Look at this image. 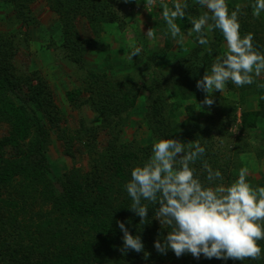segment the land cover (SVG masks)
Instances as JSON below:
<instances>
[{
    "label": "trees",
    "instance_id": "trees-1",
    "mask_svg": "<svg viewBox=\"0 0 264 264\" xmlns=\"http://www.w3.org/2000/svg\"><path fill=\"white\" fill-rule=\"evenodd\" d=\"M30 1L0 0L12 4L16 17L24 22L30 13L27 5ZM185 2L188 5L185 16L175 21L181 30L188 27L187 23H192L193 18L189 16L194 13L192 11L187 16L193 6ZM48 3L62 21L65 49H76L77 42L83 43L76 28L79 17L87 21L95 36H99L106 24H120L113 0H48ZM249 32L251 30L244 28L241 35ZM213 33L215 41L209 44L213 55L196 43V48L171 65L167 75L153 70L152 78L131 90L126 91L116 83L118 91L114 92L112 82L100 86L96 74H90L89 89L94 92L87 102L101 121L95 129L105 131L111 139L97 162L101 166H96L94 172L84 174L72 168L58 175L52 173L43 153L46 150V127L55 128L60 132L58 138L65 139L59 127V108L45 85L41 82L34 85L30 78L17 72L12 64L16 54L15 40L0 33V124L8 127L6 135L0 137V264H264V251L261 259L243 261L207 259L203 255L195 259L191 254L178 258L170 249L167 254H159L154 241L158 236H166L170 228L153 218L154 205L148 201H143L149 206L148 220L143 225L140 218L128 209L132 200L125 185L130 180L131 170L151 156L152 145L160 138L180 139L186 143V149L193 148L195 141H199L206 150L193 165L199 179L207 184L205 162L223 176V181H215L210 186L228 185L237 179L238 165L242 167L241 154L253 153L258 160L264 157V136L258 146L247 141V133L256 129L259 119L264 125V88L258 86L264 84V76L254 77L253 84L242 87L229 81L225 87L227 96L223 98L218 96L219 91L214 92L215 103L210 109L207 106L202 108L206 111L204 116H190L195 105L182 103L177 108L165 100L168 88L171 95L180 93L183 96L190 86L196 87V81L202 78L204 71L210 74L215 56L224 54L220 49L223 34L219 30ZM255 39L254 35V46ZM168 43L166 49L170 48ZM149 60L153 64L157 62L153 57ZM111 78L118 80L119 77L110 76L108 79ZM23 91L22 96L17 94ZM142 94L147 97L141 123L154 142L133 148L131 142H121V129L127 123H135L129 113ZM230 95L235 98L231 99ZM190 96L200 102L199 94L192 92ZM64 97L69 104L86 102L81 100L79 90L67 91ZM247 98L257 99L258 109L241 110L239 131L247 137L233 138L228 128L237 120L236 106L245 105ZM175 108L185 120L176 119ZM32 136L30 146L21 150V145ZM228 139L227 144L223 143ZM228 144L234 146L230 151ZM8 149H15L17 155L4 158L3 152ZM233 171L237 172L236 175ZM258 186L264 187V176ZM10 192L18 194L19 199L4 197ZM29 204L35 205L30 207ZM19 214L24 217L22 222ZM117 221L125 222L131 234L141 236L143 252L129 250L121 255L118 249L123 244V233ZM258 243L264 250V240ZM145 253L150 254L147 259Z\"/></svg>",
    "mask_w": 264,
    "mask_h": 264
},
{
    "label": "rangeland",
    "instance_id": "rangeland-1",
    "mask_svg": "<svg viewBox=\"0 0 264 264\" xmlns=\"http://www.w3.org/2000/svg\"><path fill=\"white\" fill-rule=\"evenodd\" d=\"M185 1L190 3V7L193 6L187 14L188 16L194 11L192 16H189L191 18H198L206 10L196 3V0H155V4L151 6L147 4V0H128V2L113 0L120 20L119 26L106 24L105 28L98 33L99 36H95L90 31L87 21L79 17L76 28L83 43L77 42L78 47L71 50L63 48L62 21L52 9V5H49L48 0L28 2L30 13L25 22L16 17L12 4L0 2V33L10 35L15 40L16 54L12 60L14 68L20 75L30 78L32 84L41 82L42 85H45L59 108V127L63 130L62 134H65V139L58 138L60 132L55 128L46 127V150L43 153L52 173L63 174L74 168L85 174L90 171L94 172L96 166H101L97 162L100 161V155L108 145L111 136L103 130L95 129L101 121L87 102L90 94L94 92L89 89L90 74H96L94 76L100 86L105 87L112 82L114 92H117L116 83H119L127 91L152 78L153 70L167 75L166 71H169L168 69L177 59L185 57V54L196 48L198 42L196 33L191 31L192 23H187L188 27L181 30L179 36L173 38L168 32L167 24L162 16L164 5L173 8L175 3ZM226 2L230 12L239 7L240 32L243 33L244 28L251 30V33L257 38L255 47L264 53V12H261L259 17L253 15L255 0H226ZM149 28H153V38L145 35ZM213 34V32L210 34L211 42L215 41ZM167 42L170 45L169 49H166ZM133 46L140 47L141 52L139 56L133 57V62H131L128 59V54ZM201 47L207 51L209 45H201ZM220 49L224 54L227 52L225 40L221 41ZM74 52L75 54H73ZM152 57L157 60L155 64L149 60ZM110 76L119 78H117L118 80L108 79ZM263 76L264 73L259 77ZM78 90L81 100L86 102L78 101L75 105L69 104L64 97L65 92ZM169 90L170 88L165 93V100L168 103L177 108L182 103L188 106L195 105L196 107L193 106L194 109L190 111V116H204L206 112L202 109L204 105H200V102L198 103L190 94L192 92L194 95L195 93L199 94V100L202 101L205 93L203 94L200 90L197 92L198 89L194 85L186 89L183 96L180 93L171 95ZM24 93L23 91L17 94L22 96ZM218 94L223 98L227 96L225 89ZM146 97L142 94L135 108L129 113L130 119L135 123L133 125L127 123L121 129V142L129 141L133 148L143 147L154 142L151 134L147 133L145 125L141 123ZM230 98L234 99L235 97L230 95ZM236 108H238L236 111L237 120L228 128V132L233 135V138L244 135L239 131L241 110L258 109V100L247 98L245 105L240 108L236 106ZM195 113L199 114L194 115ZM180 115L175 108L176 119L185 120V117ZM80 131H83V134H80ZM7 132L8 127L0 124V137L6 135ZM250 132L247 133L248 137L243 136L247 137L248 143L256 146L261 145L264 136L262 119H259L256 129ZM33 139L34 136L24 142L21 145V150L30 146ZM228 141L229 139L223 143L227 144ZM229 145L227 149L230 151L234 146ZM223 151L225 152V147H223ZM226 154L228 157L230 156L229 152ZM16 155L15 149L3 152L4 158H12ZM239 157L242 167L248 169V182L254 188L260 187L258 181L264 176V157L258 160L253 153H244ZM242 167L238 165L239 169ZM233 172L236 175L237 172ZM53 180L50 181L53 182ZM4 197L19 199V195L15 192L6 193ZM30 203H32L31 200ZM34 205L29 204L30 207ZM18 218L20 222L24 219L21 214ZM104 264L113 263L106 262Z\"/></svg>",
    "mask_w": 264,
    "mask_h": 264
},
{
    "label": "clouds",
    "instance_id": "clouds-1",
    "mask_svg": "<svg viewBox=\"0 0 264 264\" xmlns=\"http://www.w3.org/2000/svg\"><path fill=\"white\" fill-rule=\"evenodd\" d=\"M128 2V0H125ZM206 9L198 18L192 19V32L200 45L210 44V34L219 30L227 45V52L215 56L210 74L204 71L196 81V88L205 93L200 105L209 109L214 105V92H222L231 81L237 87L251 85L254 77L264 73V53L254 46V34L241 35L240 9L229 11L226 0H196ZM154 5L155 0H147ZM186 2H177L173 8L163 6L162 16L173 38L181 34L175 23L185 16ZM264 12V0H255L253 15ZM154 37L153 28L145 34ZM211 53L212 49H207ZM140 47L133 46L129 61L139 56ZM264 88V84L258 85ZM180 139L160 138L152 145L151 156L135 166L125 188L132 204L128 209L140 218L143 225L148 220V201L154 205L153 218L170 231L154 241L159 254L170 249L176 257L191 254L195 259L201 255L207 259L258 260L262 256L259 241L264 240V187H253L247 180L248 169L242 168L238 178L231 184L210 186L223 181L219 170H213L206 162L207 184L196 174L193 165L203 157L205 148L195 141L193 148L186 149ZM158 205V207H157ZM122 236L121 255L129 250L141 253L144 244L140 235L129 232L125 222L117 221ZM149 253H145L147 259Z\"/></svg>",
    "mask_w": 264,
    "mask_h": 264
}]
</instances>
